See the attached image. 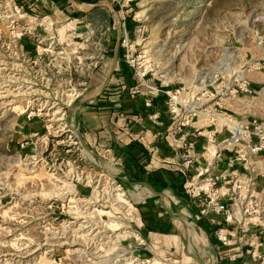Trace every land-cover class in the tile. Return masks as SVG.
<instances>
[{
	"label": "rangeland",
	"instance_id": "obj_1",
	"mask_svg": "<svg viewBox=\"0 0 264 264\" xmlns=\"http://www.w3.org/2000/svg\"><path fill=\"white\" fill-rule=\"evenodd\" d=\"M255 53L264 0H0V264H264L263 171L217 183L191 162L173 216L153 202L171 190L98 150L86 121L99 96H126L96 131H160V113L186 160L202 124L220 130L200 117L238 125L210 111Z\"/></svg>",
	"mask_w": 264,
	"mask_h": 264
},
{
	"label": "crops",
	"instance_id": "obj_2",
	"mask_svg": "<svg viewBox=\"0 0 264 264\" xmlns=\"http://www.w3.org/2000/svg\"><path fill=\"white\" fill-rule=\"evenodd\" d=\"M109 53L110 51L108 54ZM116 54L115 51L110 53L113 60H116ZM120 70V64L116 65L114 63L112 68H109L107 75L112 72V76H120ZM122 72L123 75L120 77L125 79L123 80L124 82L128 81L127 79L129 78V75L125 73L126 71L124 72L121 70V74ZM249 79L252 82L253 94L225 98L222 112L223 114H226L229 117L228 119L234 124H236V121H244L251 118H257L264 121V74L263 72H253L249 74ZM124 85L122 89H125L126 86ZM106 97L108 99L105 98L104 100V96L101 95L96 100L90 102L91 106L89 107L95 109L96 113L93 118L86 119V121L90 120L92 123H97V126L89 132L90 134H87V138H91L92 142H94V146H96L98 150L106 148L110 155L115 153L121 154L122 152L124 162L122 169H124V171L128 173L131 172L133 175L139 172L141 181L149 179L156 187H162L164 190H171L170 194L169 191H167L164 196L162 194L156 195L153 202L173 203V208L175 207L176 210H178L176 211L172 209L171 214L173 216L176 214L180 215V204L185 203L186 196L181 189L186 185L184 184L185 180H187L185 177V170L188 169V165L191 162L194 163V165L198 162L206 165L209 164L212 166L211 175L215 177L222 176L226 179L228 177L230 179L237 178V180L241 182L244 179L246 174L244 173L243 168H241V166L234 168L229 167L228 158L230 153L228 151L223 153L218 149V143L224 139L220 130H218V128L210 130V125L207 124H202L205 127L203 128L204 130H200L198 134H193V136L188 138L193 145V148L187 150L186 157L188 158L186 160L183 158L185 150L182 145V137L176 132L168 133L167 131L165 132L162 130L165 127L168 129L169 126L166 125V122H164L165 117L160 113L157 115L161 124L160 131H151V129L144 131L141 127L136 131L135 129L130 128L129 132H123L124 136H122V138L121 136L113 135L109 130L108 132L96 131L101 128L100 124L103 123L105 117H107V119L109 118L113 123L115 122L114 113H111L110 110L104 112V109H106L105 105H110L112 109H115L127 98L126 96L121 97V95L116 98L111 96ZM99 110L101 111L98 112ZM212 111L216 112L214 109ZM99 114L100 116L98 117L97 115ZM208 119L209 121H216L219 129L223 126V124L219 123V121L213 116L200 117V122H206ZM115 129L116 128H114V130ZM118 139H123V143ZM255 165L258 174H260L264 169V158L255 159ZM205 171L207 172L208 170L205 169ZM258 179L255 181L256 187L261 185L259 181H262V184L264 185V178L261 180ZM222 194H224V198L222 199H225V201L228 202V199H230L227 198L229 197V194L226 196L225 192ZM161 208L163 209H161L159 215L165 219L170 213L163 206H161ZM188 216L194 218L193 215ZM172 224H175V221H172ZM254 227L255 226H253V228ZM173 228H175V226ZM176 228L178 229L177 225Z\"/></svg>",
	"mask_w": 264,
	"mask_h": 264
},
{
	"label": "built area",
	"instance_id": "obj_3",
	"mask_svg": "<svg viewBox=\"0 0 264 264\" xmlns=\"http://www.w3.org/2000/svg\"><path fill=\"white\" fill-rule=\"evenodd\" d=\"M253 72H263L264 74V53L261 55L253 54L250 59L235 72L234 85L226 88L222 95L227 98L253 94L252 82L249 79V74ZM223 99L224 98H220V100L216 102L215 111L218 109L223 111ZM236 124L240 126L237 125L238 127H234L228 123L223 124L220 133L224 136V139L218 143V149L223 153L226 151L230 153L228 158L229 167L234 168L241 166L243 171L251 170L252 172H255L257 171L255 159L264 158V121L257 118H251L244 121H236ZM234 141L235 143H232ZM225 179L226 178L222 176H216L215 179L210 178L209 181L212 180L218 183ZM215 199L217 203L216 213H228L229 210L226 209V205L220 203L222 199L221 195H216L214 198H211V201L213 202ZM223 220L224 219H222L221 222ZM221 222L219 224H221ZM226 223L227 226L230 225L229 220H227ZM216 235L218 239H220L219 241L223 247L227 245L224 231L221 230L216 233Z\"/></svg>",
	"mask_w": 264,
	"mask_h": 264
},
{
	"label": "bare ground",
	"instance_id": "obj_4",
	"mask_svg": "<svg viewBox=\"0 0 264 264\" xmlns=\"http://www.w3.org/2000/svg\"><path fill=\"white\" fill-rule=\"evenodd\" d=\"M225 99V98H224ZM224 99H223V101H224ZM212 112V110L210 111V113ZM214 112V111H213ZM217 112V111H216ZM220 113V112H219ZM216 118V117H215ZM217 119V118H216ZM218 120V119H217ZM238 126H240V125H238ZM238 126H235V127H238ZM232 143H235V141L234 142H232Z\"/></svg>",
	"mask_w": 264,
	"mask_h": 264
}]
</instances>
